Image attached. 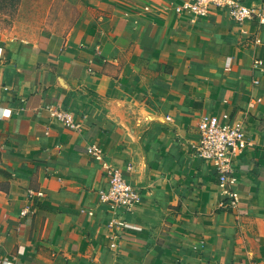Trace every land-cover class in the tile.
Wrapping results in <instances>:
<instances>
[{"label": "crops", "instance_id": "1", "mask_svg": "<svg viewBox=\"0 0 264 264\" xmlns=\"http://www.w3.org/2000/svg\"><path fill=\"white\" fill-rule=\"evenodd\" d=\"M61 1L62 31L0 30V264H264V24ZM202 114L243 122L234 184L190 150ZM103 164L141 188L131 211L93 193Z\"/></svg>", "mask_w": 264, "mask_h": 264}, {"label": "built area", "instance_id": "2", "mask_svg": "<svg viewBox=\"0 0 264 264\" xmlns=\"http://www.w3.org/2000/svg\"><path fill=\"white\" fill-rule=\"evenodd\" d=\"M212 7L225 9L227 14L237 22L256 18L260 24H264V7L249 6L239 0H189L178 10H183L191 16H207ZM51 114L64 120L71 127H78V124L72 122L66 113L53 110ZM197 131L198 139L190 145L193 155L212 164L221 185L234 184L237 180L233 173L236 169V158L251 144L246 138L243 122L232 116L221 120L217 115L202 114L198 119ZM87 152L100 158L101 151L95 144L91 145ZM103 166L102 176L105 183H100L93 189L98 200L105 203L111 211L119 209L127 212L134 209L139 201L141 188L127 182L112 166L108 164ZM229 195L235 197L232 191H229ZM110 225L115 226V229L121 228L123 232L131 228L123 220H113ZM115 245V242L109 244L110 247Z\"/></svg>", "mask_w": 264, "mask_h": 264}, {"label": "rangeland", "instance_id": "3", "mask_svg": "<svg viewBox=\"0 0 264 264\" xmlns=\"http://www.w3.org/2000/svg\"><path fill=\"white\" fill-rule=\"evenodd\" d=\"M0 0V30L38 32L62 31L72 20L69 7L61 0Z\"/></svg>", "mask_w": 264, "mask_h": 264}, {"label": "trees", "instance_id": "4", "mask_svg": "<svg viewBox=\"0 0 264 264\" xmlns=\"http://www.w3.org/2000/svg\"><path fill=\"white\" fill-rule=\"evenodd\" d=\"M3 1H7V0H2V7H4L5 8V4L3 3ZM8 1H10V2H12V1H14V0H8Z\"/></svg>", "mask_w": 264, "mask_h": 264}]
</instances>
